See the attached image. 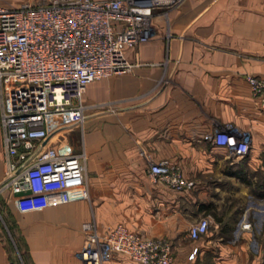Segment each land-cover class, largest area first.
Returning a JSON list of instances; mask_svg holds the SVG:
<instances>
[{
    "label": "crops",
    "instance_id": "0c3cea01",
    "mask_svg": "<svg viewBox=\"0 0 264 264\" xmlns=\"http://www.w3.org/2000/svg\"><path fill=\"white\" fill-rule=\"evenodd\" d=\"M152 27L122 50L127 72L88 85L83 124L73 115L51 129L52 145L85 152L89 199L1 194L0 264H83L92 221L99 235L121 224L166 240L173 264H264V197L252 190L264 174V112L245 79L264 78V0H181L155 10ZM226 123L246 134L244 156L204 139ZM147 159L168 160L192 187L152 179ZM3 172L0 128V181ZM206 214L212 224L191 240ZM105 264L138 263L113 253Z\"/></svg>",
    "mask_w": 264,
    "mask_h": 264
},
{
    "label": "built area",
    "instance_id": "2783aa9c",
    "mask_svg": "<svg viewBox=\"0 0 264 264\" xmlns=\"http://www.w3.org/2000/svg\"><path fill=\"white\" fill-rule=\"evenodd\" d=\"M180 1L39 0L13 6L0 0V195L46 196L53 203L89 199L85 152L67 153L52 145L51 129L73 115L82 125L88 85L127 72L122 50L150 40L154 11ZM245 79L264 112V78ZM204 139L230 155L248 151L246 134L230 123L216 126ZM259 158L264 172V148ZM147 166L149 176L171 190L192 187L168 160L147 159ZM212 222L210 215L202 216L189 227L188 237L198 238ZM82 231L85 244L78 257L83 264H105L113 253L138 264H173L166 240L142 238L121 224L99 235L93 221L85 222Z\"/></svg>",
    "mask_w": 264,
    "mask_h": 264
},
{
    "label": "trees",
    "instance_id": "16d2710c",
    "mask_svg": "<svg viewBox=\"0 0 264 264\" xmlns=\"http://www.w3.org/2000/svg\"><path fill=\"white\" fill-rule=\"evenodd\" d=\"M252 190L264 197V174H260L257 181L252 186Z\"/></svg>",
    "mask_w": 264,
    "mask_h": 264
},
{
    "label": "rangeland",
    "instance_id": "374dc122",
    "mask_svg": "<svg viewBox=\"0 0 264 264\" xmlns=\"http://www.w3.org/2000/svg\"><path fill=\"white\" fill-rule=\"evenodd\" d=\"M38 1L39 0H11V2L13 3L14 6H20L24 3L35 5V4H37Z\"/></svg>",
    "mask_w": 264,
    "mask_h": 264
}]
</instances>
